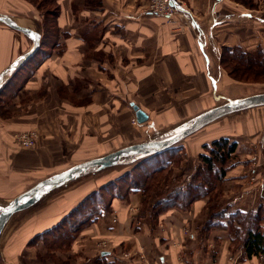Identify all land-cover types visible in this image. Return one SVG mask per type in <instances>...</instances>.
I'll return each mask as SVG.
<instances>
[{
	"label": "crops",
	"instance_id": "0c3cea01",
	"mask_svg": "<svg viewBox=\"0 0 264 264\" xmlns=\"http://www.w3.org/2000/svg\"><path fill=\"white\" fill-rule=\"evenodd\" d=\"M99 1V7L91 8L86 0H56L57 5L60 6L56 17L57 35L47 57L56 53L58 57L66 58L65 62L61 60V65H67V69L69 66L82 65L85 67L84 74L76 80L71 79L75 86L84 91L96 88L99 96H108L110 92V95H115L120 101L129 103V106L133 103L148 115L150 121L155 122H153L155 126H158V122L167 125L178 114L184 118L183 111L189 112L190 115L203 110L212 102L205 76V61L197 51L193 29L198 28L206 35V53L213 70L214 44L219 50L222 47L236 48L248 52L260 51L264 54V0H251L247 3L254 5L257 2L255 7L246 6L236 0H172L171 5L174 10L169 20L151 14L148 11V0ZM1 5L6 7L4 13H11L23 19L37 16L24 0H0ZM189 18L194 21V24H191ZM18 41L19 45L15 43ZM22 44H25L24 41L19 40L10 31L0 29V69L8 64L16 49ZM62 47L66 49L59 52V48ZM91 55L93 56L91 62L84 59ZM50 59L47 62L51 64ZM45 64L40 69L45 68ZM134 80L139 83L132 84ZM157 80H188L190 89L194 87L195 90L190 93V96L184 97L189 100L185 102L171 100L166 109L156 111L144 106L134 96L136 94L144 98L148 95L153 97L162 91ZM79 81L83 82V87L79 86ZM5 89L7 91V85ZM94 95L95 93L85 94V98L82 99L85 100L87 96ZM96 105L102 104L99 102L93 106ZM130 114L131 118L134 117L133 111ZM124 118L121 116L117 120L121 122ZM118 125L119 123L115 124L117 127ZM130 128L133 133L138 131L135 125ZM115 133L116 136L109 140L81 147L80 159L104 153L121 143L124 137L120 135L124 132L117 129ZM204 138L205 136H202L198 140L191 141L193 144L189 145L188 152L193 158L185 155V163L186 160L193 159L194 163L190 162L193 171L197 166L194 165L198 161V155L205 145ZM224 138L235 143L237 151L239 141L246 138V135L243 131H237L234 128ZM206 142L209 141L206 140ZM206 145L209 144L206 143ZM69 147L74 149L73 146ZM44 153L47 157L40 156L46 160L56 158V152L52 153L44 148ZM238 153L237 151L236 154ZM238 165L237 170L232 171V175H225L224 187L229 186L230 190H223V196L220 198L225 202L224 194L230 195L232 190L237 189V196H239L228 202L224 208L228 213L235 211L251 213L262 205L264 207L263 182L260 181L254 188H245V181L249 178H254L256 182L255 172H251L249 167ZM129 174L116 180L125 178ZM189 177L188 175L186 182ZM230 178L238 180L237 188L230 184L228 180ZM116 180L91 195L87 202ZM182 184H185V181ZM99 185L95 180L88 181L85 186L91 188L86 187L81 193ZM124 194L126 195L127 192L124 191ZM123 196L120 193L108 200L106 203L108 209L99 213L93 225L90 226L92 232L97 235L93 238L106 239L113 245V248L101 249L97 254L109 261L115 257L112 251L116 247H120L119 249L124 247L131 250L130 254L135 256L132 264H142L139 254L144 256L145 264H232L234 259H237V262L235 261L237 264H255L256 262L264 264V260L259 259V255L264 257V253L249 259H241L242 249L231 248L230 231L224 228L226 222L223 223L220 217L214 216L211 220L213 225L209 229H204V222L207 219V212L204 211L207 198L193 202L185 211L176 208L166 210L159 216L156 228L151 231L149 220L140 218L139 213L137 214V208L142 199L141 192L128 193L121 202ZM67 199L69 197L65 198ZM60 201L56 199L51 205ZM69 204L68 201L63 204V207ZM112 209L116 210L117 223L112 221ZM58 214L59 212L51 216L49 221H55ZM184 231H187L189 236H185ZM214 240L217 241L215 246L211 245L214 244Z\"/></svg>",
	"mask_w": 264,
	"mask_h": 264
},
{
	"label": "rangeland",
	"instance_id": "374dc122",
	"mask_svg": "<svg viewBox=\"0 0 264 264\" xmlns=\"http://www.w3.org/2000/svg\"><path fill=\"white\" fill-rule=\"evenodd\" d=\"M24 1L29 5L30 10L33 9L34 13L37 15L36 17L41 21V25L45 27V35L48 36L46 43L48 45L53 44V42L56 41L55 37L57 35L55 15L60 11V6L56 5V0ZM256 3L254 4L256 5ZM246 6L253 5L250 3ZM0 8L1 11L6 9L3 5H1ZM189 20L191 24H194V21H192L191 18H189ZM45 35L44 32H42V39ZM61 41H63V39H61ZM45 47L44 50L48 51V48ZM25 48L26 44L20 45V47L16 49L14 55L18 52L24 51ZM41 49L42 48L40 47L36 54L27 60L24 66L21 67L10 79L7 83V92L3 95H1L3 91L0 93V195L5 196L3 200L0 199V202L2 203H4L3 201H7L6 198H9L7 192H11L9 194L11 195L14 193L12 190L13 188L17 187V189H19L26 186L29 182H27V180L30 179V177L38 179L49 174L54 169H62L67 164H70L69 162L71 161L75 162V160L81 158V147L92 146L96 145L95 143L98 141L109 140L116 136L115 132L117 129L124 132L120 135L123 136L124 139L119 144L134 141V139L138 137L135 136L136 133H133L130 128V126L135 125L136 122L134 124L132 123L134 117L132 116L131 118L130 116L132 111L129 103L120 101L115 95H110V92L108 93V96H99V92L96 88L91 91H84L82 88L75 86L76 84L73 83L71 79L76 80L84 74L85 67L82 65L78 67L69 66L67 69V65H61V60L65 62L64 59L66 60V58H60L58 57V54L55 53V55L53 54L44 59V57L42 58L44 54ZM65 49L66 47L59 48V52ZM223 49L224 47L221 48V50ZM243 52L251 53L253 56L259 51ZM262 55V60L259 59L258 61H253V65L249 67L246 65V59H241L240 61L236 58L235 60H229L226 62L227 68H224L223 64L220 62V67L223 69L226 76L223 90L225 92H233L232 96L234 97L264 91V79H257L258 76L264 74V67H262V65H264V54L262 53ZM92 58L93 56L91 55L84 59L91 62ZM49 59L53 65H51L50 62H47ZM43 62L46 63L45 68L40 69V67L44 65ZM249 63L251 64V62ZM240 76L241 78H239ZM88 81L92 82L90 79H88ZM132 82V84L139 83V81L135 80ZM156 82H158L160 89H162V91L159 92L160 94L156 93L153 97L148 95L145 98L140 95L136 96V94L134 96L138 101L142 102L144 106L156 111L166 109L170 105L171 100H180L184 102L189 100L184 97L190 96V93L195 90L194 87L190 89V82L188 80H157ZM79 86L83 87V82L79 81ZM89 93H95V95L87 96L88 98L85 100L82 99L85 98V94ZM99 98H101V100ZM99 102L102 104L101 106H93ZM182 113L184 117L189 115V112L186 113V111H183ZM174 114L176 115L177 113ZM244 114L245 113L239 115L241 116ZM239 115L236 116L239 117ZM121 116L125 118L123 121L119 122L117 118ZM260 116H264V112H254L253 114L252 112H249L248 115L234 123L229 122L226 126L218 125L214 127V129L223 133L227 128L231 129V127H237V124H239L240 126L237 130L249 132L250 127L246 126L247 124L245 125V120L249 117L253 128L254 126L258 127V125L264 127V123H260L261 121L264 122V117L261 118ZM174 118L175 119L172 120L179 121L182 116L178 114L176 117L174 116ZM116 123H119L118 127L115 126ZM158 125H164V123L158 122ZM252 127L250 128L251 131L249 133L256 132ZM32 130L36 131L35 133L37 135L35 145L31 148L20 147L16 140L17 134L26 133ZM141 130L145 136V128L139 129L138 134L140 139L143 135ZM258 135L257 132L255 135L246 136V138H242L239 141V146L237 148L239 153L237 155V151H235L230 162V165H232L231 167H227L226 175H232V171L237 170V167L239 166L238 164L254 170L253 172H255L254 175L257 180L255 182L254 178H249L245 181V188H254L260 183V181L263 182L261 183L264 188V159L259 158L255 150L258 145ZM119 144H116L115 147L112 148L118 147ZM192 144L193 143L190 142L189 145ZM69 146H73L74 149L72 150ZM44 148L52 153L56 152V158H50V160L43 158L47 157L44 153ZM169 157L171 159L169 168L172 167V169L169 172L168 186L169 189H173L174 187L181 185L184 181L186 183L187 176L192 175L193 168L191 165L192 163L190 162H193V159L186 160V163L184 162L186 157L185 150L184 155L180 156L177 160L174 155ZM254 157H256V159H252ZM197 162H199V160ZM197 162L194 166L197 165ZM143 163L145 162H142L140 165ZM147 175L148 174L144 173L140 174L139 177L142 179L146 178ZM200 176L203 177L204 173H201ZM228 180L230 181V184L235 185L234 188H237L238 180L231 178ZM223 183H225V181ZM84 188L85 184H81L78 188L74 189V194L69 193L66 195L69 199L65 200V197L63 201L54 203L53 206L42 207L41 209L39 208L31 212L28 211L29 213L22 215L17 214L19 216H16L9 223L3 234V237H6L5 241H3V246L8 250V253L6 252V259L8 258L7 263L108 264L109 260L106 258L105 262L103 261L101 263L100 261H97L100 257L97 254L101 249L113 248V245L106 239L100 240L93 238L97 235L94 234L90 228V226L93 225L91 222L82 223L76 228V231H73L71 229V224L75 225L77 219H79V214L77 213L71 215L70 222L65 223L57 231L56 228L63 223L67 217L60 222L59 225L53 228L52 231H56L53 234L45 233L39 237H30L37 230L46 225H50L51 221L49 220L51 216L57 212L60 213L65 210L63 204L68 201L73 203L79 199L80 196H83L86 193H81ZM228 189L230 190L229 186L224 187V184L221 185L220 197L223 196L222 191H229ZM259 189H261V186H259ZM1 192L5 193L3 194ZM113 193L114 189L106 191L101 195L104 196L107 202V200L111 199ZM123 195L127 196L125 194ZM238 196L236 189L232 190L230 195L224 194L225 202L222 201L220 197L217 198L214 200V212L223 209L228 202H231ZM124 199L125 197L121 199V202H123ZM142 201L143 200L141 199L137 208V214H142V210H144L142 209L144 205ZM154 201H156L155 196L150 195L146 200L148 205L145 209H147ZM86 204L87 200L82 202L81 205ZM81 205L77 207L78 209L76 208V211L80 209ZM204 211L205 213L208 211L207 206H205ZM113 212L117 215L115 209H112L111 213ZM24 218H28L27 223L23 221ZM146 219L149 220V222L151 221L148 217H146ZM71 232L73 236H70ZM117 242L118 240L116 243ZM216 243L217 241L214 240V244H210L215 246ZM234 246L232 247L234 248ZM119 248L120 247H116V249L112 251L115 253V257H112L109 262H115L113 264H132V259L135 261V256L134 254H130L131 250L129 251L124 247L123 249ZM124 254L127 256L125 257ZM139 259L141 261L140 254ZM234 261L237 262V259H234ZM0 264H3L1 258ZM255 264L259 263L256 262Z\"/></svg>",
	"mask_w": 264,
	"mask_h": 264
},
{
	"label": "water",
	"instance_id": "95a60500",
	"mask_svg": "<svg viewBox=\"0 0 264 264\" xmlns=\"http://www.w3.org/2000/svg\"><path fill=\"white\" fill-rule=\"evenodd\" d=\"M25 19L26 21H24ZM18 21H24L27 26L21 25ZM41 27V21L36 16L23 19V17L4 13V11L0 10V29L10 31L26 44L24 51L16 53L8 64L0 69V93L14 74L41 47L43 32ZM193 32L197 42V51L205 61V76L212 101L210 105L203 110L180 118L179 121L170 120L171 123L167 125L155 126V122L150 121L144 111L130 103L136 122L135 127L138 130L145 128V136L141 130L143 134L141 139L137 131L135 136L138 137L134 141L119 144L116 148L92 157L78 159L75 162L71 161L69 162L70 164H67L62 169H54L49 174L38 179L30 177L26 186L19 189L17 187L13 188L14 193L11 195H9L11 192H7L9 197L6 198L7 201H3L4 203L0 202V258L3 264H10L7 263L8 258L6 259L8 250L3 246V241L6 239L3 234L9 223L16 216L29 213L28 211L41 209L42 207H48L56 199L59 201L63 200L66 195L74 193V189L81 184H86L88 181L95 180L96 183L100 184L91 190L90 186H85V188H90L83 196L66 206L65 210L58 214L57 219L50 222V225H46L39 230L36 229L37 231L35 230L36 232L30 236L31 238L37 237L44 232L51 231L91 195L116 179L129 174L142 162L176 148H184L185 155L188 158H193L192 154L188 152L191 141L205 136L204 144L212 143L230 134L232 129L235 128L237 130L240 125L237 124V127H231V129L227 128L223 133L214 129V127L218 125L226 126L229 122L234 123L248 115L249 112H252V114L254 112H264V91L234 97L232 96L233 92H225L223 90L226 76L220 67L221 50L214 44L213 70L209 65L206 53V35L198 28L193 29ZM15 43L19 45V41ZM242 113L245 114L240 116L239 114ZM236 115H239V117ZM245 122L246 126L252 127L249 117ZM260 123L264 122L261 121ZM250 128L249 132L251 131ZM252 129L259 134L256 149L257 156L264 159V127L258 125V127H252ZM249 132H244V134L246 136L255 134ZM206 140L209 142H206ZM1 193L4 194L5 192ZM2 196L4 195H0L1 200L5 198V196ZM23 221L27 223L28 218H24Z\"/></svg>",
	"mask_w": 264,
	"mask_h": 264
},
{
	"label": "trees",
	"instance_id": "16d2710c",
	"mask_svg": "<svg viewBox=\"0 0 264 264\" xmlns=\"http://www.w3.org/2000/svg\"><path fill=\"white\" fill-rule=\"evenodd\" d=\"M236 1L243 4L245 3L247 5V3L251 0ZM86 3L91 8L100 6L99 0H87ZM255 6L256 5L254 4L251 7ZM55 16L57 17V15ZM43 27L44 26H42V31L45 35V27L44 29ZM47 38L48 36L45 35L41 43V51L44 54L42 58L44 57V59L51 52V45L54 44L53 42V44L48 45L46 43ZM45 46L48 48V51L44 50ZM235 58L239 61L241 59H246V65L249 67L253 65V61L255 62L259 59L262 60L263 55L260 51L252 56L251 53H245L240 49L224 48L222 50L221 63L223 64L224 68H227V61L232 59L235 60ZM249 62H251V64ZM262 67H264V65H262ZM239 78H241V76ZM257 79H264V74L258 76ZM6 92L7 91L5 89L1 95L5 94ZM236 146L237 145L235 143L229 142V140L225 138L214 141L209 145H204L202 152L198 155L199 162L197 163L192 175H190L189 180L185 184H181L177 187H174L173 189H169L168 186V179L170 175L169 172L172 169V167L169 168L171 163L169 156L174 155L176 156L177 160L180 158V156L184 155V150L183 148H176L160 154L137 167L127 177L122 178L101 190L98 194L89 199L86 205H81L78 211H76L78 209L77 208L72 213H70L63 223H61L56 228V231L65 223L70 222V216L76 213L79 214V219H77L75 225L71 224V229L73 231H76V228L82 223H93L95 221V216L108 209L106 204L108 200L106 202V199L101 194L113 189L114 193L111 195V198H115L117 195L122 193V191L123 194L124 191H126L127 194L131 192H141L143 200L142 202L144 203L142 209L144 210H142V214L139 213L138 217H148L151 220V231L156 228L159 216L166 210L176 208L181 211H185L193 202L207 198L206 206L208 209V215L206 221L204 222V229H209L210 226L213 225H211V220L214 218V216L220 217V219L223 220V223L226 222L224 228L230 231L231 248H233L232 246L235 245L237 247L240 246L239 248L242 249L241 259H249L252 256L262 254L264 253L263 205L251 213H245L242 211L228 213L224 208L214 212V200L219 198L221 195L220 186L224 184L223 182L225 180L224 178L227 172V167H231L232 165H230V162L231 158L235 154ZM144 173L148 175L146 178L141 179L139 175ZM201 173H204L203 177L200 176ZM150 195H154L156 201H154L147 209H145L148 205L146 200L150 197ZM56 231H51L48 234H53ZM70 236H73L72 232ZM97 261H100L101 263L103 261L105 262V257L100 256ZM113 263L115 262L108 261V264Z\"/></svg>",
	"mask_w": 264,
	"mask_h": 264
},
{
	"label": "built area",
	"instance_id": "2783aa9c",
	"mask_svg": "<svg viewBox=\"0 0 264 264\" xmlns=\"http://www.w3.org/2000/svg\"><path fill=\"white\" fill-rule=\"evenodd\" d=\"M171 4H172V0H149L148 11L151 14L160 16L164 19H170L171 13L174 10ZM132 123L133 124L135 123V119H132ZM35 132L36 131L32 130L26 133L17 134L16 140H17L18 145L22 148L33 147L35 145V140L37 138V135ZM252 159H256V157ZM253 171L254 170H252V172ZM112 221L114 223H117V216L114 212L112 215ZM184 235L189 236V233L187 231H184ZM124 256L126 257L127 255L124 254ZM140 258H141V262L145 263L144 256L140 255ZM259 259L260 261L264 260L263 255H259ZM232 264H237V263L233 261Z\"/></svg>",
	"mask_w": 264,
	"mask_h": 264
},
{
	"label": "bare ground",
	"instance_id": "6f19581e",
	"mask_svg": "<svg viewBox=\"0 0 264 264\" xmlns=\"http://www.w3.org/2000/svg\"><path fill=\"white\" fill-rule=\"evenodd\" d=\"M21 25L27 26L24 21H18Z\"/></svg>",
	"mask_w": 264,
	"mask_h": 264
}]
</instances>
